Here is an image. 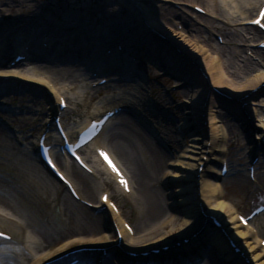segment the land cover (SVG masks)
<instances>
[{"label":"bare ground","instance_id":"obj_1","mask_svg":"<svg viewBox=\"0 0 264 264\" xmlns=\"http://www.w3.org/2000/svg\"><path fill=\"white\" fill-rule=\"evenodd\" d=\"M51 1L0 0V84L36 91L0 120V264H264V0Z\"/></svg>","mask_w":264,"mask_h":264},{"label":"rangeland","instance_id":"obj_2","mask_svg":"<svg viewBox=\"0 0 264 264\" xmlns=\"http://www.w3.org/2000/svg\"><path fill=\"white\" fill-rule=\"evenodd\" d=\"M57 0H52L51 2L52 3H57L56 2ZM60 2H61V0H59ZM95 1H99L100 2V0H81V1H79L78 0V2H76V5H74V9H75V11H76V9H79V11H83V12H85L86 11V9H88L89 7H90V9L92 8L93 9V7H92V3L93 2H95ZM102 1V0H101ZM163 0H161V1H152V2H150V4H151V9H153V10H155V7L157 6V4L159 5H162L163 4ZM80 3H82V4H80ZM154 3H156V4H154ZM66 5V4H65ZM68 5V4H67ZM95 6H96V4H95ZM67 7V6H66ZM97 8V7H96ZM95 12V11H94ZM93 12V13H94ZM256 12V10H254V12H253V14ZM75 13V12H74ZM122 13H123V15L124 14H126V11L125 10H120V9H118L116 6L115 7H111V9H109V11H108V13H104L103 12V15L104 16H106V18H108L109 16H115L116 18H117V16H122ZM57 14H60L59 12H57ZM97 14H98V12H97ZM252 14V15H253ZM61 15V17H63L64 18V16L62 15V14H60ZM99 15V14H98ZM50 17H49V19L51 18V20H55V17L53 18L52 17V15H49ZM153 16H155V15H153ZM95 18V20L97 19L96 17H94ZM93 18V19H94ZM99 20H103V17L102 16H100L99 17ZM155 20H157L156 18H155ZM5 21V20H4ZM44 21V20H43ZM112 21V20H111ZM6 22V21H5ZM91 22H93V21H91ZM104 22V21H103ZM112 22H114V21H112ZM43 22L41 21V25H40V27H42V28H40V29H44L45 28V25L46 24H42ZM46 23V22H45ZM106 23V22H105ZM105 23H102L101 25L99 24V23H97V26L98 25H100V26H102V25H104ZM1 24H5L4 22L3 23H1ZM0 24V25H1ZM56 23L54 22L53 23V25H52V27L53 26H56L55 25ZM107 24V23H106ZM105 24V25H106ZM56 27H58V26H56ZM56 27H53V28H55L56 29ZM66 28V27H65ZM90 28V27H89ZM94 30H95V28H94ZM243 32V31H242ZM242 32H241V34H242ZM216 34V33H215ZM212 35V40L214 39H216L217 38V36H219V34L217 33L216 35ZM245 34V33H244ZM243 37V36H242ZM217 40V39H216ZM221 43L224 41L223 39H222V37L220 38V36H219V39H218ZM223 40V41H222ZM240 48H242V46L240 47ZM249 53L250 52H248V55H249ZM103 57V56H102ZM104 58V57H103ZM154 70H155V67H152V66H150V68L147 66V73H149V72H154ZM151 74V73H150ZM149 74V75H150ZM153 76V77H152ZM152 76H150L149 77V79L151 80V81H153V85L155 86V89H160L161 91H163L164 92V90L162 89V88H168V89H170V87L172 86V84L171 83H173L172 81H167L166 82V80H162V78H158L157 76H155L154 77V73L152 74ZM96 79L97 78H93V80L92 81H94L92 84H96V83H98L97 81H96ZM9 84V85H8ZM7 85H5V83L3 82V83H1L0 84V87H4L3 85H5L6 87L2 90V91H0V95H4V93L3 92H5L4 90H6L7 89V92H6V95L5 96H8V97H3V99H1L0 100V120L1 119H4L5 118V113L4 112H9L10 110H13V104L11 105L10 104V101L8 100V98L10 97V95H12L13 97H16L17 99H18V101L22 98V93H24V92H28V94L30 93V92H32V93H30V94H34V93H36V91H34L35 89H33V88H35V87H24V88H21L20 87V85H18L17 86V88H13V89H11V85H10V83H8ZM62 84V82H59V85H61ZM106 84V85H105ZM110 84H111V86H113V85H115V84H117L116 82L115 83H111V81H108V82H106V83H104V85L103 86H107L106 88H110L109 86H110ZM2 85V86H1ZM156 86H157V88H156ZM161 87V88H160ZM8 88H10V89H8ZM104 88V87H103ZM106 88H104L105 90H106ZM36 90H38V89H36ZM104 90V91H105ZM167 90V89H166ZM39 91H41L40 89L38 90V92ZM171 91L173 92V99H175V102H178V103H175L176 105V107H174L173 108V110H175L176 109V111H178L177 109H178V107H179V105L184 101L183 99H184V97H185V94L182 92V90H179V91H173V88H171ZM8 93V94H7ZM13 93V94H12ZM101 93V95H103V96H105V95H107L108 93L107 92H100ZM17 94V95H16ZM107 98L106 99H108L109 98V96H106ZM27 98V100H29L28 102L31 104V102H30V98L29 97H26ZM101 98V96H100V94H97L96 95V97H95V99L93 100V101H91L90 103H89V107L88 108H90V107H92L93 106V104L96 102V101H98L99 99ZM8 100V101H7ZM100 101V100H99ZM41 102H44L43 101V99H41ZM97 107H98V105H97ZM162 111V110H161ZM154 112V113H153ZM153 112H152V114H155V118L157 117L156 116V113H157V111H155V110H153ZM179 113H177V112H175V114L173 113V114H171V118H172V121H173V123H174V126H178L179 124H180V120H178V117L177 116H179L180 118L184 115V107L183 108H181V111H178ZM16 113V112H15ZM163 113V112H162ZM154 118V119H155ZM159 120H163L162 119V117H160V118H156V121L155 122H158ZM115 122H118V121H116L115 120ZM164 124H166V122L164 121L163 122ZM181 123H182V121H181ZM16 127V126H15ZM14 127V128H15ZM174 129H175V127H174ZM112 130H114V127H112L109 131H108V133H107V135H105V140H109L110 139V133H111V131ZM176 132H179L178 134H180V131L178 130V129H176ZM240 134V138H241V143H243L244 141H245V138H243L244 136L241 134V133H239ZM187 136V135H186ZM187 138H190V135H188L187 136ZM166 143H168V142H166ZM237 146H239V145H237ZM183 148V147H182ZM236 151H237V147L236 148H232L231 149V153H232V156H231V158H235L236 156H237V154H236ZM0 160H3V159H0ZM4 161V160H3ZM7 164V165H9V163L5 160V162H4V164ZM245 170H247L246 168H245ZM247 171H245L244 173H246ZM264 172V171H263ZM3 179H5V178H3ZM253 182H255L254 181V179L252 180ZM160 183L159 184H157L156 185V187L158 188L157 190H159L160 192H161V190H160ZM250 186L252 187L251 189H252V191H253V185L252 184H250ZM230 191H231V196H233V195H238V196H240L241 195V193H245V191L244 190H239L238 189V187H237V184H235V185H232V186H230ZM36 191V188L34 189V192ZM136 194H138V192L136 193ZM255 195H254V197H253V199L255 200V198L257 199L258 197L261 199V197L263 198L264 197V185H262V186H260V188L258 189V192L256 191V193H254ZM245 195V194H244ZM242 196V195H241ZM137 198V197H136ZM99 199V198H98ZM140 199H141V196H140ZM246 199V198H245ZM248 199V198H247ZM122 200V199H121ZM62 202V201H61ZM139 202H141V200L139 201ZM139 202H138V204H139ZM246 202V201H245ZM248 202H249V200H248ZM39 203V202H38ZM40 204H43V202H42V200H40ZM126 204H127V206H126V210H127V212H128V208H129V205H130V203H128V202H126ZM31 205V204H30ZM51 203H49V206L51 207ZM33 206V205H32ZM65 207V205H64V202H62V204L60 203V204H58L57 206H55V209H56V211L55 212H57L58 213V215H60L59 216V218H63V217H61V214H60V211L63 209ZM33 208V207H32ZM35 208H37V207H35ZM43 209V208H42ZM247 210H249V209H247ZM55 212H54V210L52 209V210H48V215H51V220L53 219V217H54V215H55ZM136 217H137V214H136V211H133V213H132V215H131V220L133 221L134 220V218H135V220H136ZM0 226H1V224H0ZM7 231H9V232H11L12 234H13V232H12V230H11V226H9V228L8 227H6L5 228ZM74 245H76V244H74Z\"/></svg>","mask_w":264,"mask_h":264},{"label":"snow or ice","instance_id":"obj_3","mask_svg":"<svg viewBox=\"0 0 264 264\" xmlns=\"http://www.w3.org/2000/svg\"><path fill=\"white\" fill-rule=\"evenodd\" d=\"M261 20H264V11L261 12L260 14V18L257 20L252 21L253 23L259 24L261 27H264V24L261 23ZM101 155L104 157V159L108 162L109 166L113 169L114 172L117 173V175H119L121 177V184L124 185V187L127 189V181L124 180L123 176L121 173H119V170L115 167V165L112 163V161L108 158L107 154L104 152H101ZM77 159H79V157H77ZM49 163H51V160H49ZM53 167H55V165H53ZM105 202H107V197H104ZM3 233H0V236H3Z\"/></svg>","mask_w":264,"mask_h":264}]
</instances>
